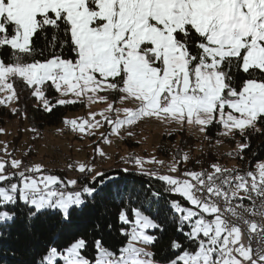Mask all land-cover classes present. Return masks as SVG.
<instances>
[{
    "label": "snow or ice",
    "instance_id": "6c2138e0",
    "mask_svg": "<svg viewBox=\"0 0 264 264\" xmlns=\"http://www.w3.org/2000/svg\"><path fill=\"white\" fill-rule=\"evenodd\" d=\"M37 34L50 55L28 61L37 52ZM4 47L12 60L0 59V106L18 100L16 80L47 112L55 105L45 95L46 85L62 97L59 105L82 100L107 104L88 119L64 121L82 134L91 135L107 123L118 135L144 118L201 133L215 122L223 128L219 135L245 138L236 145L240 155L249 147V134L264 132L258 126L264 124V0H0ZM65 48L71 58L62 55ZM110 93L119 94V103L136 107H114L105 95ZM188 160L183 154L169 172L176 173L178 164ZM144 163L163 162L135 159L141 174L161 181L166 192L185 202L173 199L169 206L176 231L189 246L172 240L169 247L177 255L167 264H264V162L246 173L213 163L210 171L186 170L180 176L145 172ZM76 170L92 171L85 164ZM96 177L94 183H103ZM76 184L44 174L41 165L0 159V228L14 222L15 211L5 208L18 203L28 208L29 221L53 211L70 222L72 212L83 210L97 191L88 184L68 190ZM131 212V220L126 210L119 214L130 230L121 229L127 243L118 253L97 239L95 259L89 260L83 255L88 241L77 237L63 247L50 243L34 264H160L147 250L157 240L148 230L163 231V225L139 208Z\"/></svg>",
    "mask_w": 264,
    "mask_h": 264
},
{
    "label": "trees",
    "instance_id": "16d2710c",
    "mask_svg": "<svg viewBox=\"0 0 264 264\" xmlns=\"http://www.w3.org/2000/svg\"><path fill=\"white\" fill-rule=\"evenodd\" d=\"M33 39L37 52L34 56L25 59L28 61L44 60L50 55V51L46 49L45 40L40 34H37ZM41 50H44L43 56L39 54ZM62 55L71 58L72 53L65 48ZM0 59L5 63L11 62V50L7 47L0 49ZM14 86L18 100L13 109L17 111L14 113L6 106H0V129H3L9 121H18L19 125H22L24 120L28 121L33 131L37 128L41 130L57 128L64 123V118L68 113L82 110L85 106L83 102L57 104V93L46 85L45 95L55 105L51 112H47L37 105L36 98L31 95V89L19 80L15 81ZM258 126L264 129V124ZM134 131L130 132L131 135L128 133L123 141V146L129 152L141 146L135 141ZM219 133H221V126L214 122L202 136L198 137L184 129L165 134L156 148V155L162 158L170 157L176 162L180 161L181 156L187 153L189 160L186 163L181 161L178 164L177 172H180L179 174L186 170L210 171V165L213 163H218L229 169L233 168L234 164L252 169L254 163L264 159V132L248 135L249 147L240 154L243 159L236 152L219 156L213 153L214 150L211 147L217 142L228 147L245 142V138L238 133L229 137H223ZM19 137L20 132L13 138V143ZM32 153L30 151L28 155ZM96 157L94 156L92 159L87 157L84 161L94 160ZM118 162L116 155L114 163L118 164ZM230 163L232 165L228 167ZM108 168L101 170L102 176L96 177L97 181H103V183H94L89 176L80 179L83 185L94 186L97 191L94 198L87 200L83 210L76 209L72 212L70 222L63 221L61 216L53 211H45L29 221L27 218L28 208L22 203L6 207L5 210L15 211L16 219L11 224L0 228V264H34V261L39 259V254L43 253L50 243L63 247L77 237H84L88 241V247L84 250L83 255L89 260L95 259L96 251L93 242L97 239L102 241L104 247L118 253V250L127 243V237L121 234V229L130 230V225L120 222L119 214L121 210H126L131 220L133 219L132 208L141 209L146 215L163 225V231L152 229L149 232V234L155 235L157 240L153 246L148 248V251L155 254L154 258L160 264H167L169 259L175 258L177 255L169 247L172 240H178L185 247L189 246L184 236L176 231L173 213L169 206V202L173 199L185 203L180 197L166 192L165 185L161 181L149 175H143L139 170H126L121 167ZM135 168L137 167L135 166ZM49 173L58 174L61 179L67 180L62 177L63 174ZM153 192L159 193V195L153 196ZM96 224H100L102 227L98 229L95 227Z\"/></svg>",
    "mask_w": 264,
    "mask_h": 264
},
{
    "label": "rangeland",
    "instance_id": "374dc122",
    "mask_svg": "<svg viewBox=\"0 0 264 264\" xmlns=\"http://www.w3.org/2000/svg\"><path fill=\"white\" fill-rule=\"evenodd\" d=\"M105 95H108L109 102L113 103L114 107L116 108L136 107V104L134 102H126L123 104L119 103L117 99L119 96L118 93H110ZM57 98L61 99L62 97H60L57 93ZM36 101L37 105L42 107L40 101ZM81 102H83L85 105L84 109L68 113L65 116L64 121L88 119L90 113H99L107 108V104L105 103L88 104L85 100H82ZM14 106L15 102L8 104L6 107L10 110H13ZM109 115L113 119H115V114ZM96 119L101 120L102 118L97 115ZM64 125L66 124L62 123L57 128H44L40 130V135L36 136L33 133L35 129L33 131L30 128L27 120H24L22 125H19L18 121L7 122L3 127V133H0V159L8 161L10 159L22 160L30 158V160L33 161L34 165H41L42 167H44V170L47 169L50 172L63 174L62 177L65 178L67 177L65 171L70 170L69 166L71 162L86 163L92 160L84 161V159H87V157L92 159L94 156H102L106 159V161L100 169L94 170L96 167L91 166V175H93V173H101V170L108 167H121L126 169L125 167H122L125 165L129 169H134L135 161L133 164H130L127 160L130 154H133L134 160L139 158L142 161H161L163 162L162 165H166L167 167H169V165L175 162L172 158H162L157 157L156 155V148L160 144L162 137L165 134L174 133L182 129L186 130L188 133H192L196 137L202 136L204 134L199 132L198 128L195 127H189L187 125L182 127L174 122L170 123L155 118H144L134 125L125 126L121 128L118 135H113L111 133V128L107 123H104L103 126L99 129L93 130V134L91 135L82 134L79 131H75V133L73 134H67V127H65ZM131 127L133 128L132 130L125 132V129ZM131 131H134L135 141L140 143L141 146L138 149L129 152L126 147L123 146V141L126 138L127 134ZM19 132L20 137L15 140V143H13V138L17 136ZM221 132H223L222 127ZM105 138L109 141L108 143H105ZM237 144L238 143H236L234 146L228 147L226 145H222L221 142H217V144H215L214 146L211 145V149L214 150L213 153L217 154L218 156L229 155V153L231 152H236ZM5 145H7V154L4 152ZM68 145H72L73 147L69 149L67 147ZM97 148H99L100 151L103 152V155H100L96 151ZM30 151H32L33 153L28 155ZM116 155L117 159L119 160L118 164L114 163ZM39 161H44L46 165L37 164ZM257 162H264V159ZM159 165L161 164L144 163L143 169L144 171H147L150 167H159ZM231 165L232 163H230L228 167ZM235 166L236 165L234 164L233 167ZM135 169L140 170L139 168ZM12 170L14 169H7L8 172H11ZM179 173L180 172H169L170 175L174 176ZM51 175L59 177L58 174ZM68 180L70 179L67 178V181ZM150 231H152V229L148 230V232Z\"/></svg>",
    "mask_w": 264,
    "mask_h": 264
},
{
    "label": "built area",
    "instance_id": "2783aa9c",
    "mask_svg": "<svg viewBox=\"0 0 264 264\" xmlns=\"http://www.w3.org/2000/svg\"><path fill=\"white\" fill-rule=\"evenodd\" d=\"M65 127H67V134H73V133H75V131H73L72 129H71V127L70 126H68V125H64ZM102 156H100V157H96L94 160H92V162H94V161H98V160H100V158H101ZM134 160V159H133ZM22 162H23V160H21ZM135 161V160H134ZM23 163H25V162H23ZM78 164H85V163H77V162H74V163H70V165L72 166V167H70V170L69 171H65L64 173L66 174V178H69L70 180H77V184H76V186H75V188L74 189H68V190H70V191H76V190H80V188L83 186V183L81 182V180L80 179H82V178H84V177H86V176H91V172L90 171H86L85 173H80V172H78L77 170H76V166L78 165ZM88 168H91V164H85ZM22 170V169H21ZM127 170H136V169H128L127 168ZM17 171H19V170H12L11 172H17ZM45 171H47L48 173L50 172V171H48L47 169H45ZM140 171V170H139ZM145 172H149V173H151V172H157V173H159V174H168V175H170L169 174V170H168V168H161V166H159V167H156V166H152V167H150L147 171H145ZM182 173V172H181ZM181 174H177V175H175V176H180ZM245 242H247V241H245Z\"/></svg>",
    "mask_w": 264,
    "mask_h": 264
},
{
    "label": "bare ground",
    "instance_id": "6f19581e",
    "mask_svg": "<svg viewBox=\"0 0 264 264\" xmlns=\"http://www.w3.org/2000/svg\"><path fill=\"white\" fill-rule=\"evenodd\" d=\"M133 128L131 127V128H128V129H125V132L126 131H130V130H132ZM40 130L41 129H35V131H34V135H36V136H39L40 135ZM134 157H133V154H130V156H128V162L130 163V164H133L134 163ZM23 160V162H25V163H23V166H33L34 165V163H33V161H31L30 160V158L29 159H22ZM66 160V159H65ZM105 161H106V159L104 158V157H101L100 158V160H98V161H94V162H92V161H89V162H86L85 164H91V166H94V167H96L94 170H96V169H100L101 167H102V165L105 163ZM69 163V162H68ZM71 163H74V162H71ZM37 164H42V165H46L45 163H44V161L42 162V161H39ZM239 165V164H238ZM238 165H236L235 167H233L234 169H237L238 171H240L241 173H246L248 170H250V169H248V168H246V167H243V166H238ZM159 166H161V168H166V166L165 165H159ZM122 167H125V166H122ZM126 169H127V167H125ZM233 168H231V169H233ZM129 169V168H128Z\"/></svg>",
    "mask_w": 264,
    "mask_h": 264
},
{
    "label": "crops",
    "instance_id": "0c3cea01",
    "mask_svg": "<svg viewBox=\"0 0 264 264\" xmlns=\"http://www.w3.org/2000/svg\"><path fill=\"white\" fill-rule=\"evenodd\" d=\"M67 147H68L69 149H71L73 146H72V145H68ZM124 166H125V165H124ZM135 166H136V165H135ZM165 166H166V165H165ZM125 167H126V166H125ZM136 167H137V166H136ZM42 168H43V172H44V173H48L47 171L44 170V167H42ZM137 168H138V167H137ZM143 168H144V167H143ZM166 168H167V166H166ZM134 169H135V167H134ZM95 176H96V174H94V175H92V176H89V177H90V178H93V177H95ZM63 179H64V178H63ZM63 179H62V180H63ZM64 181H67V180L65 179ZM17 182H18V181H17Z\"/></svg>",
    "mask_w": 264,
    "mask_h": 264
}]
</instances>
